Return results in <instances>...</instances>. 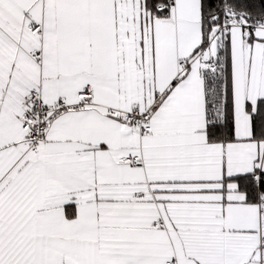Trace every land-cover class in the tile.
Masks as SVG:
<instances>
[{"label": "snow or ice", "instance_id": "snow-or-ice-1", "mask_svg": "<svg viewBox=\"0 0 264 264\" xmlns=\"http://www.w3.org/2000/svg\"><path fill=\"white\" fill-rule=\"evenodd\" d=\"M0 264H264V0H0Z\"/></svg>", "mask_w": 264, "mask_h": 264}]
</instances>
